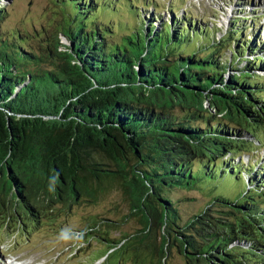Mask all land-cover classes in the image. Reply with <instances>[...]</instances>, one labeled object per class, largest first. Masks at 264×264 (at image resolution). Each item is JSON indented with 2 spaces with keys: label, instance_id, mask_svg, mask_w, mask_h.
I'll return each mask as SVG.
<instances>
[{
  "label": "trees",
  "instance_id": "obj_1",
  "mask_svg": "<svg viewBox=\"0 0 264 264\" xmlns=\"http://www.w3.org/2000/svg\"><path fill=\"white\" fill-rule=\"evenodd\" d=\"M181 1L165 21L159 8L144 18L143 1L59 0L63 23L38 43L0 28V208L14 196L36 216L118 187L141 228L98 234L108 248L134 238L131 249L147 251L140 264H167L171 247L184 264H264V165L245 167L241 154L264 127L254 73L264 38L253 28L263 16H235L215 39ZM122 3L138 20L127 31L98 16ZM6 15L0 4V26ZM226 176L244 181L238 198L215 196L183 218L170 191Z\"/></svg>",
  "mask_w": 264,
  "mask_h": 264
},
{
  "label": "rangeland",
  "instance_id": "obj_2",
  "mask_svg": "<svg viewBox=\"0 0 264 264\" xmlns=\"http://www.w3.org/2000/svg\"><path fill=\"white\" fill-rule=\"evenodd\" d=\"M115 1V4L125 3V0ZM136 2L145 4L142 8L144 18L152 17L154 15L152 13L159 8L156 14L166 21L171 15L168 11L171 8L169 4L177 3L178 0H135ZM123 3L111 15V19L109 13L112 10L99 13V19L113 26L118 20L119 25H125L124 31L135 27L138 20L131 17ZM0 4L7 12L0 28L6 33L11 29H17L22 34L29 35L32 43L51 37L63 23L59 0H0ZM180 6L189 9L186 14L188 17L191 14L197 22L214 27L212 34L215 39L223 38L225 29L235 16L247 18V23L250 18L263 16L253 28L264 38V0H182ZM244 32L249 35L252 30L248 28ZM59 36L62 43L68 42L62 34ZM118 37L119 35L116 34L115 39ZM220 52L221 56L228 53L221 50ZM221 60L224 61V57ZM242 65L244 62L239 66ZM234 72L236 70H230L225 76L228 77ZM254 73L264 77V71L257 67ZM172 111L180 115V109L174 108ZM215 113L217 112L213 110L212 114ZM217 119L220 121L226 119L230 122L221 115H218ZM257 130L256 137L261 140L262 145L257 142L254 145L251 143L246 145L245 152L241 153L242 164L245 167L251 162L252 165L254 162L264 165V127ZM246 137L255 139L249 135ZM241 170L240 178L246 180L250 174L244 172L243 168ZM244 186L243 180H234L226 176V179L217 178L203 182L197 186V189L170 191L169 195L177 200L176 207L185 218L201 209L215 196L238 198ZM10 200L12 203H8L6 208H0V264H8L14 258L19 260V263L14 264H140L135 260L136 255L147 254V251H141V248L138 249V254L131 249L135 245L134 238H127L128 240L116 251L117 246L108 248L110 244L98 237V234H101L118 240L122 235L141 228L139 217L132 213L129 201L123 197L118 187L108 189L93 201L79 198L66 205L55 202L50 207H44L36 216L33 215L34 212H28L19 205L14 196H11ZM108 220L115 221V226ZM88 225H94L93 232H86L89 231V229L85 230ZM103 255L108 257L104 260V257H101ZM166 262L184 264V258L175 247H171Z\"/></svg>",
  "mask_w": 264,
  "mask_h": 264
},
{
  "label": "bare ground",
  "instance_id": "obj_3",
  "mask_svg": "<svg viewBox=\"0 0 264 264\" xmlns=\"http://www.w3.org/2000/svg\"><path fill=\"white\" fill-rule=\"evenodd\" d=\"M12 264H14V263H12Z\"/></svg>",
  "mask_w": 264,
  "mask_h": 264
}]
</instances>
